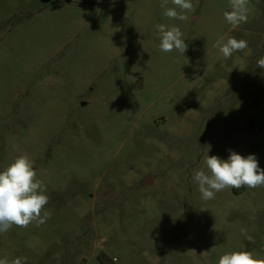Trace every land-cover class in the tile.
<instances>
[{
	"label": "rangeland",
	"instance_id": "1",
	"mask_svg": "<svg viewBox=\"0 0 264 264\" xmlns=\"http://www.w3.org/2000/svg\"><path fill=\"white\" fill-rule=\"evenodd\" d=\"M162 2L0 0V171L27 156L51 214L0 233V259L264 258V186L204 200L193 179L206 155L230 151L264 169V0H249L237 30L223 15L229 0H191L185 21ZM157 24L181 29L184 54L159 50ZM229 37L248 48L226 59L215 44Z\"/></svg>",
	"mask_w": 264,
	"mask_h": 264
},
{
	"label": "clouds",
	"instance_id": "2",
	"mask_svg": "<svg viewBox=\"0 0 264 264\" xmlns=\"http://www.w3.org/2000/svg\"><path fill=\"white\" fill-rule=\"evenodd\" d=\"M229 3L231 10L225 11L223 15L232 30H237L242 23L248 21L249 0H229ZM167 4L168 0H163L161 7L164 9V16L169 19L188 20L189 17L184 13L195 10L191 0H171L175 7H167ZM156 29L160 51H177L181 54L186 52L188 45L178 26L157 24ZM215 46L227 59L234 52L247 49L248 41L235 37H229L226 41L220 38ZM256 64L264 69V56L258 58ZM204 164L207 172L199 170L193 176L204 200L214 199L216 193L226 188L264 186V169L260 168L255 155L245 157L230 151L226 160L215 155H206ZM36 176L32 162L23 155L0 171V233L8 231L14 225L27 228L33 222L37 225L43 224L50 218L51 214L44 211L49 202V197L45 194L46 187ZM24 260L25 258L16 257L9 262L5 258L0 259V264H24ZM218 264H264V258L255 256L251 251H233L221 255Z\"/></svg>",
	"mask_w": 264,
	"mask_h": 264
},
{
	"label": "water",
	"instance_id": "3",
	"mask_svg": "<svg viewBox=\"0 0 264 264\" xmlns=\"http://www.w3.org/2000/svg\"><path fill=\"white\" fill-rule=\"evenodd\" d=\"M153 182V179L151 178V176H148L147 178L144 179V181L142 182L141 186H145L148 184H151Z\"/></svg>",
	"mask_w": 264,
	"mask_h": 264
}]
</instances>
